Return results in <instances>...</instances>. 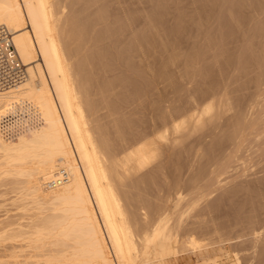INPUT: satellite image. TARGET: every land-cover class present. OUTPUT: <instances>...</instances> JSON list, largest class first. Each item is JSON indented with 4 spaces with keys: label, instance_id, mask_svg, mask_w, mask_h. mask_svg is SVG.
Masks as SVG:
<instances>
[{
    "label": "bare ground",
    "instance_id": "6f19581e",
    "mask_svg": "<svg viewBox=\"0 0 264 264\" xmlns=\"http://www.w3.org/2000/svg\"><path fill=\"white\" fill-rule=\"evenodd\" d=\"M0 26L28 73L0 182L40 216L0 237L32 264H264V0H0Z\"/></svg>",
    "mask_w": 264,
    "mask_h": 264
},
{
    "label": "rangeland",
    "instance_id": "374dc122",
    "mask_svg": "<svg viewBox=\"0 0 264 264\" xmlns=\"http://www.w3.org/2000/svg\"><path fill=\"white\" fill-rule=\"evenodd\" d=\"M10 106L11 105L7 103V100H2V96L0 95V113L6 112V110L9 109ZM23 181V179H19L18 181V179L10 178L6 181L4 179L2 182H0V231L5 228L13 230L14 232L15 230L19 231L20 229H22L23 231L25 230L23 229V227L26 228V226L31 225V223H33L32 221L35 222V218L39 216V213L38 215L36 213V217V215H34L35 212H33L34 210L30 209L33 208L34 205L32 207L27 208L30 211L24 210L26 207H28L27 204H29V206H31L32 204L30 205V199H27L26 201L23 200V195L26 192L22 191L25 190L23 189V187L29 185H23ZM162 181H167V183H171L173 180H171V178L166 179L165 177H163ZM36 184H38V182L35 183V185ZM30 185L35 186L33 185V182ZM174 191L176 192V190ZM174 191L172 193H175ZM164 192H166L165 187H163V191L161 194H163ZM32 217L35 220H32ZM39 217L37 219H40ZM13 231H10V233H14ZM0 238H2V236ZM7 238L4 235L2 238L3 240L0 239V264H32L34 261L37 260V258H39L36 256L38 253L32 251L31 249L24 248L25 245L20 239H17L14 242L10 239H8L10 241H5ZM185 257L178 258L172 264H197V260L195 258H189L190 260H188V258ZM36 262L34 264H37Z\"/></svg>",
    "mask_w": 264,
    "mask_h": 264
},
{
    "label": "built area",
    "instance_id": "2783aa9c",
    "mask_svg": "<svg viewBox=\"0 0 264 264\" xmlns=\"http://www.w3.org/2000/svg\"><path fill=\"white\" fill-rule=\"evenodd\" d=\"M27 68L24 65L19 52L13 41V36L9 29L0 26V91H7L22 85L27 79ZM24 122L11 124L7 127V132L15 136L26 130ZM69 180V173L61 169L55 179L48 185L55 188Z\"/></svg>",
    "mask_w": 264,
    "mask_h": 264
}]
</instances>
